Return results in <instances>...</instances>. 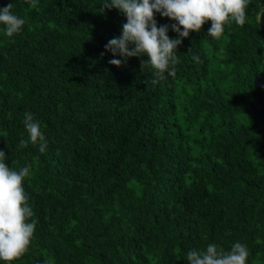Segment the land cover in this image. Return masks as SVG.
Instances as JSON below:
<instances>
[{
    "label": "trees",
    "instance_id": "16d2710c",
    "mask_svg": "<svg viewBox=\"0 0 264 264\" xmlns=\"http://www.w3.org/2000/svg\"><path fill=\"white\" fill-rule=\"evenodd\" d=\"M102 2L0 0L25 20L11 38L0 25V150L31 165L37 221L28 250L0 264H188L189 250L236 242L264 264V0L219 39L210 19L190 32L155 86L146 54L109 63L126 16ZM25 112L44 153L20 145Z\"/></svg>",
    "mask_w": 264,
    "mask_h": 264
},
{
    "label": "clouds",
    "instance_id": "9594fccd",
    "mask_svg": "<svg viewBox=\"0 0 264 264\" xmlns=\"http://www.w3.org/2000/svg\"><path fill=\"white\" fill-rule=\"evenodd\" d=\"M250 2L251 0H103L101 13L114 7L126 16L121 35L110 39L104 46L114 57L120 56L123 59H111L109 63L120 67L127 63L128 58L146 54L149 58L141 60V71L146 68L151 71L150 82L155 86L166 80L167 76L175 77L176 65L180 63L176 51L190 32L199 33L202 25L210 19L208 35L219 39L225 26L231 22L234 21L239 26L245 24L246 8ZM12 8V3L0 8V25L4 26L3 32L8 38L18 34L25 24L24 19L13 14ZM155 13L178 23L158 27ZM258 22H261V17H258ZM169 27L177 33L176 38L170 39L167 35ZM103 55L102 52L101 56ZM192 59L199 62L196 55ZM23 124L29 135L28 140L20 141V145L26 146L29 142L38 144L39 152L44 153L48 142L31 112H25ZM6 160L5 151L0 150V260L11 262L28 250L37 221L28 222L34 213L27 204L22 186L25 178L30 176L31 165L17 171L9 167ZM248 256L247 246L239 242L232 244L230 250H225L216 243H209L203 250H189L186 260L188 264H246Z\"/></svg>",
    "mask_w": 264,
    "mask_h": 264
}]
</instances>
